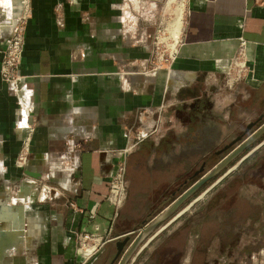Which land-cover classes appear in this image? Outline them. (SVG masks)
Masks as SVG:
<instances>
[{
  "label": "crops",
  "instance_id": "1",
  "mask_svg": "<svg viewBox=\"0 0 264 264\" xmlns=\"http://www.w3.org/2000/svg\"><path fill=\"white\" fill-rule=\"evenodd\" d=\"M127 1L27 0L19 14L26 118L17 90L1 77L14 20L0 10L7 18L0 22V264H77L76 232L97 224L120 235L110 183L138 130L160 133L156 141L169 133L182 140L189 115L207 112L227 136L264 112V0H185L169 70L150 68L156 23ZM241 52L250 73L228 89L226 71ZM152 146L129 155L132 202L142 187L162 190L174 181L170 159L183 144ZM66 164L74 165L71 174ZM42 192L54 199L43 201Z\"/></svg>",
  "mask_w": 264,
  "mask_h": 264
},
{
  "label": "flooded vegetation",
  "instance_id": "2",
  "mask_svg": "<svg viewBox=\"0 0 264 264\" xmlns=\"http://www.w3.org/2000/svg\"><path fill=\"white\" fill-rule=\"evenodd\" d=\"M209 120L210 116L207 112L190 114L188 129L183 133L182 140L171 132V135L169 133L156 141L155 137L161 134L153 132L136 141L134 147H140L148 141H151L152 147L159 145L162 148L167 144L171 146L183 144L182 154L172 155L170 159L174 181L162 190L142 187L141 194L132 202L128 159L134 151L133 147L125 157V197L117 204V231L121 233L112 237L115 228L107 229L104 233L103 245L98 251L89 259H83L77 264H97L99 256L106 252L108 244H114L113 250L98 264H122L130 250L132 252L124 264L140 262L143 254L149 250L150 255L145 262L150 264H238L233 260L224 262L221 257L224 255L230 257L232 251H236L238 247L235 237L239 227L234 215L238 205H241V200L245 201V198L241 197L243 194L252 199L251 202L256 205L247 216L243 217L245 224L249 225L248 228L245 226L242 228L243 235L248 233L245 230L252 231L254 224L255 228L264 230V150H262L264 145L250 154L237 169L222 179L204 197L197 200L189 209L183 210L264 140L262 133L221 170L201 183L202 179L264 125V112L227 136L212 128ZM252 124L253 126L247 130ZM218 135L222 136L221 140H218ZM237 139L239 140L236 142ZM260 139L261 141L254 145ZM233 161L234 163L230 165ZM232 175L233 180H229ZM208 182L210 183L207 185ZM197 184L198 186L190 192ZM50 196L49 198L45 193L42 197L43 201L54 199L51 192ZM213 232L214 234H210ZM142 233L145 235L135 245ZM252 233L249 232L250 235H253ZM224 236L226 242L223 241ZM233 236L235 242L231 243ZM222 244L225 245L224 248ZM212 251L221 252V256L214 255V258L209 259ZM255 251L261 256L264 254V248ZM263 262V259L254 260V264H263Z\"/></svg>",
  "mask_w": 264,
  "mask_h": 264
},
{
  "label": "built area",
  "instance_id": "3",
  "mask_svg": "<svg viewBox=\"0 0 264 264\" xmlns=\"http://www.w3.org/2000/svg\"><path fill=\"white\" fill-rule=\"evenodd\" d=\"M22 16L23 15L19 16L16 26L12 29L10 36L6 40L1 64V77L9 83L11 88L16 89L17 92L18 88H23L25 86L24 77L20 73V65L23 57V34L21 21L24 20V18ZM173 42L174 38L171 36L167 27L159 26L153 32L151 35V60L149 63L152 70H159L163 67L169 70L178 53V47L177 49H173L171 45ZM245 43L246 41L243 40L242 44L245 45ZM242 56L241 52L226 71L225 76L228 85L236 83V81L243 78L246 79V76L250 73L249 65L246 59ZM147 135L148 133L138 130L136 132L135 139L137 141ZM135 143L126 147L122 151V156L111 179L110 186L116 195V205L119 204L125 197V157L135 146ZM68 144L72 150L76 148V143H74L73 139H68ZM19 163L21 165L26 164L27 156L21 155ZM71 205L75 208L74 203H71ZM75 235L77 241V253L84 260L93 256L103 245L104 233H102L100 225L96 224L93 230L83 229L80 232H76Z\"/></svg>",
  "mask_w": 264,
  "mask_h": 264
},
{
  "label": "rangeland",
  "instance_id": "4",
  "mask_svg": "<svg viewBox=\"0 0 264 264\" xmlns=\"http://www.w3.org/2000/svg\"><path fill=\"white\" fill-rule=\"evenodd\" d=\"M1 1H3V0H1ZM1 1H0V10L2 9V10H5L6 12H8V10H11L10 11V16H9V13H7V15L9 16V19H10L9 21H11V19L14 18V16H16L15 19L17 21L19 19V16H20L19 14H21V12L25 10L26 4H27V0H25V2L23 0L25 6H24L23 9H21V7H20L21 6L20 4L22 2L21 0H4L3 2H1ZM16 1H18L20 3L16 2ZM179 1H181V0H177V1L173 2L171 4V6H170V10L166 9L165 3L160 2L158 0H138V1L137 0L136 1L135 0H128L127 2L132 7V10H133L134 14H136L137 12L139 14L143 13V12L147 13V15L150 17V19H152L156 23V25H155V30H156L159 26H164V27L168 28V22L171 21L172 18L175 16L173 11H175V7H176V5H177V3ZM5 20H7V18L4 17V16L2 18H0V22L5 21ZM244 80H245V78L239 80V82L244 81ZM226 82H227V80H226ZM237 82L238 81H236V83ZM233 85H234V83L231 84V85H228V89H232ZM219 111L221 113V119L223 121H225V116H224L225 114L229 118V112H228L227 108H224V107L222 108L221 107L219 109ZM221 126L224 127L223 125H221ZM259 141H261V139L257 140L254 143V145L257 144ZM246 151H244V153ZM60 161H62V160H60ZM233 163H234V161L231 162L230 165L233 164ZM45 168L46 167H44V169ZM63 170H65V169H63ZM209 183L210 182H208L207 185ZM44 184H46V183H43L41 185V187L39 188V190L43 191V189H45ZM51 186H52V184H51ZM44 195H45V192H42V197H44ZM241 197L245 198L246 202L241 200V205H238L239 207L236 208L235 215H234V217H236V219H237L235 222L237 223V225L239 227L238 234L235 237L236 240H237L236 244H238V247H237L236 251H232V253L230 254L231 259H230V257H227V256L225 257V255H224V257H221V258H222V261H224V262H228L229 260H233V261L237 262L238 264H240V263H242V264H254V260H256V261H259V260H262V259L264 260V254H263V256H261V254H259L258 251L257 252L255 251L258 248H264V230H261L259 228H255L256 225L254 224L253 228H252V231H249L251 229L245 230L248 233L243 235L244 229H242V228H244V226L247 227V228L249 227V225L245 224V220H244L243 217H245V215L247 216L249 214V212L252 210V208L256 207V205L254 203H252L250 198L245 196V194H243ZM238 217H239V219H238ZM34 223L32 225H34ZM249 232L250 233L253 232L252 233L253 235H250ZM25 236L27 238L31 237L29 234H26ZM225 237L226 236L223 237L224 238L223 239L224 242H226V238ZM235 238L233 236V238H231L232 240L230 242L234 243L235 242ZM241 238H242V240H241ZM28 244H30V241H29V243L27 242L26 245L24 244L23 247L22 246L21 247L18 246L16 249L11 250L9 253L11 254V253H14V252H18V250L26 247ZM113 246H114V244H108L106 246V252L102 253L99 256V260H98L97 264L100 263L111 250H113ZM224 247H225V245L222 244V248H224ZM220 254H221V252L212 251V253L209 255V259L214 258V255L221 256ZM149 255H150V250L147 251L145 254H143V256L141 257L140 262H138L136 264H150V263H146L145 262L146 258ZM251 261H252V263H251ZM263 264H264V262H263Z\"/></svg>",
  "mask_w": 264,
  "mask_h": 264
},
{
  "label": "bare ground",
  "instance_id": "5",
  "mask_svg": "<svg viewBox=\"0 0 264 264\" xmlns=\"http://www.w3.org/2000/svg\"><path fill=\"white\" fill-rule=\"evenodd\" d=\"M1 1V0H0ZM4 1V0H3ZM1 1V2H3ZM22 1V0H21ZM136 1V0H135ZM138 1V0H137ZM160 2H163L165 3V7L167 10H170V6L173 2L177 1V0H158ZM18 2V1H16ZM180 2V3H179ZM175 7V11H173V13L175 14V16L172 18L171 21L168 22V30L171 34V36L174 38V42L171 44L173 49H177L179 43H180V34H181V27H182V23H183V18H184V11H185V0H181L179 1ZM20 3V2H18ZM23 3V2H22ZM24 5V4H22ZM20 6V5H19ZM25 6V5H24ZM24 8V7H23ZM10 11L11 10H8L7 13H9V16H10ZM17 14V13H16ZM15 14V15H16ZM12 16V15H11ZM14 16V15H13ZM18 16V15H17ZM16 16H14V18H12L14 20V24L12 26V29L16 26L17 24V21L15 19ZM27 91V87L24 86L23 88H18V94H19V99L21 100V102H23L25 104V108L24 110H22V113L24 115V117L26 118L27 116V101L25 100L24 96H25V92ZM73 154V152H72ZM73 167L74 165L72 166V168L70 167V164H66L65 166V170L66 171H69L70 174L73 170ZM56 191L55 189L53 190V192ZM17 196V195H16ZM24 197V196H23ZM14 214V219H18L20 217V212L18 213L16 210L13 211ZM22 214V213H21ZM16 224H15V228L18 229V225H17V221H15ZM13 230V229H12ZM19 231H22V230H17V231H14L15 233L13 235H16V234H20ZM8 235V234H7ZM6 235V236H7ZM12 237V236H10ZM19 237V236H17ZM15 238V237H14ZM12 241V240H11ZM10 262V261H9Z\"/></svg>",
  "mask_w": 264,
  "mask_h": 264
},
{
  "label": "water",
  "instance_id": "6",
  "mask_svg": "<svg viewBox=\"0 0 264 264\" xmlns=\"http://www.w3.org/2000/svg\"><path fill=\"white\" fill-rule=\"evenodd\" d=\"M252 125H249V127L247 128V130H249ZM262 133H264V125L258 129V131L250 138L248 139L246 142H244L235 152H233L227 159H225L214 171H212L209 175H207L204 179L201 180V183H203L204 181H206L209 177H211L212 175H214L215 173H217L219 170H221L224 165H226V163H228L232 158L236 157L240 152H242L251 142H253L255 139H257ZM239 139L236 140V142ZM264 145V140L262 142H260L257 146H255L249 153H247L246 155H244L234 166H232L230 169H228L222 176H220L206 191H204L197 199H195L193 202H191L183 211L189 209L197 200L201 199L202 197H204L206 195V193L208 191H210L215 185H217L222 179H224L227 175H229L232 171H234L235 169H237V167L250 155L252 154L254 151H256L257 149H259L261 146ZM30 175L34 176V177H39L41 176V173H30ZM200 184V183H199ZM198 186V184L193 187L190 192L195 189ZM189 192V193H190ZM146 233V232H145ZM145 233H142L139 237V239L136 241L135 245L142 239V237L145 235ZM132 250H130V252L127 254V256L125 257L124 261L122 264L125 263L126 259L129 257V255L131 254Z\"/></svg>",
  "mask_w": 264,
  "mask_h": 264
}]
</instances>
